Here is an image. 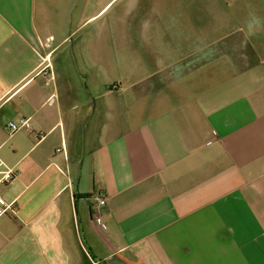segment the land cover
Returning a JSON list of instances; mask_svg holds the SVG:
<instances>
[{
  "label": "crops",
  "instance_id": "0c3cea01",
  "mask_svg": "<svg viewBox=\"0 0 264 264\" xmlns=\"http://www.w3.org/2000/svg\"><path fill=\"white\" fill-rule=\"evenodd\" d=\"M0 158V264H264V0H0Z\"/></svg>",
  "mask_w": 264,
  "mask_h": 264
},
{
  "label": "built area",
  "instance_id": "2783aa9c",
  "mask_svg": "<svg viewBox=\"0 0 264 264\" xmlns=\"http://www.w3.org/2000/svg\"><path fill=\"white\" fill-rule=\"evenodd\" d=\"M27 124L26 120H20L18 123L11 124L12 132H17ZM3 162L0 158V186L2 184L11 183L15 178L14 171L2 172ZM98 207L101 209L106 206L105 198L101 197L98 202ZM14 211V203L8 202L0 195V218L5 216L8 212ZM109 225L103 224V228L107 229Z\"/></svg>",
  "mask_w": 264,
  "mask_h": 264
},
{
  "label": "water",
  "instance_id": "95a60500",
  "mask_svg": "<svg viewBox=\"0 0 264 264\" xmlns=\"http://www.w3.org/2000/svg\"><path fill=\"white\" fill-rule=\"evenodd\" d=\"M53 39H54V38H53ZM53 39H52V40H53Z\"/></svg>",
  "mask_w": 264,
  "mask_h": 264
}]
</instances>
